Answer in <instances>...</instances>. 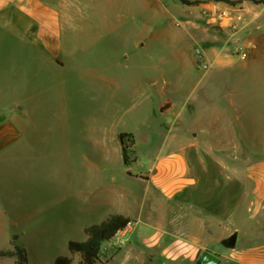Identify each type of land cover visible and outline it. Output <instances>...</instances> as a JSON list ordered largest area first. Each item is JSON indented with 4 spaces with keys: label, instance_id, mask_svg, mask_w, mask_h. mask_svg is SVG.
Instances as JSON below:
<instances>
[{
    "label": "rangeland",
    "instance_id": "374dc122",
    "mask_svg": "<svg viewBox=\"0 0 264 264\" xmlns=\"http://www.w3.org/2000/svg\"><path fill=\"white\" fill-rule=\"evenodd\" d=\"M190 1L200 4L39 0L58 29L52 53L27 36L15 9L0 15V122L16 109L12 142L0 154V250L15 238L27 264L60 256L79 264L67 244L85 241L83 229L99 221L87 212L91 188L109 186L142 205L122 238L102 244L97 264H194L205 252L240 264L257 228L247 173L264 163V5ZM222 11L237 29L213 21ZM218 55L227 64L212 65ZM206 91L249 92L248 144L224 142L206 156L198 145L186 149L182 136L197 131ZM211 99L231 110L227 98ZM120 135L132 138L127 164ZM185 211L222 225L191 236ZM235 231V250L217 246Z\"/></svg>",
    "mask_w": 264,
    "mask_h": 264
},
{
    "label": "crops",
    "instance_id": "0c3cea01",
    "mask_svg": "<svg viewBox=\"0 0 264 264\" xmlns=\"http://www.w3.org/2000/svg\"><path fill=\"white\" fill-rule=\"evenodd\" d=\"M14 9L16 18L26 20L29 25L27 36L32 37L41 49L52 53L56 47L53 36L58 31L54 14L46 9L39 0H0V15L6 13L7 10H12L11 14H13ZM210 59L212 65L215 66L227 64V59L220 55L215 59ZM212 97L227 98L231 103V110L213 106ZM204 101V105L199 106L197 131L189 128L185 136H182L183 144L188 146L186 149L191 148L192 145H198L204 150V156H206L210 151L220 153L225 149L222 147L223 145H220L224 142L227 145H235L238 143V139L244 138L245 143L248 144L251 114L249 92L239 94L238 91H230L219 94L214 91H206ZM14 107L13 105L8 109L11 111L9 120L5 119L0 122V154H4L7 146L12 142L10 137L14 128L13 118L16 121L14 115L16 109ZM172 139H180L179 134L173 135ZM218 145L219 147H217ZM247 176H249V198L247 199L249 213L257 228L253 229L251 234L249 233V250L240 254L236 259L240 264H264V163L250 167ZM185 183L188 187H193L195 184L191 180H185ZM141 205L140 203L137 204L135 199L120 198L109 186L91 188L87 212L95 214L99 220L96 224H100L111 215H122L129 218L132 223L131 216L140 214ZM184 213L182 224L191 236L195 233L206 234L205 228L207 226L218 227L222 225L215 217L202 220L193 213L187 214V211Z\"/></svg>",
    "mask_w": 264,
    "mask_h": 264
},
{
    "label": "trees",
    "instance_id": "16d2710c",
    "mask_svg": "<svg viewBox=\"0 0 264 264\" xmlns=\"http://www.w3.org/2000/svg\"><path fill=\"white\" fill-rule=\"evenodd\" d=\"M181 4L186 6H197L199 1L178 0ZM242 1L250 2L254 5H264V0H240L238 2H229V0H218L227 5L234 6ZM119 142L121 145V156L125 164L128 163L127 148L125 141L132 143V138L129 135H120ZM131 223L130 219L122 215H111L100 224L87 226L83 229L86 237L83 242L69 241L67 250L70 255H78L80 258L79 264H97L101 253V246L103 243L109 242L117 232L125 229ZM12 249L0 250V260L13 259L14 264H27V254L24 248L14 244ZM54 264H71V258L67 256L57 257Z\"/></svg>",
    "mask_w": 264,
    "mask_h": 264
},
{
    "label": "built area",
    "instance_id": "2783aa9c",
    "mask_svg": "<svg viewBox=\"0 0 264 264\" xmlns=\"http://www.w3.org/2000/svg\"><path fill=\"white\" fill-rule=\"evenodd\" d=\"M212 18H213V21L215 23H219V24L226 23L229 26H231L233 29H237V24H236L234 18L232 17V15L230 13H228L226 11L218 12V13L212 15ZM197 57H198V64H199L200 69H202L203 71H207L210 68L211 64H209L206 61V59L200 54L199 51H197ZM128 226L125 229L117 232V234L111 240H115L118 237L122 238L125 235V233L127 232Z\"/></svg>",
    "mask_w": 264,
    "mask_h": 264
},
{
    "label": "water",
    "instance_id": "95a60500",
    "mask_svg": "<svg viewBox=\"0 0 264 264\" xmlns=\"http://www.w3.org/2000/svg\"><path fill=\"white\" fill-rule=\"evenodd\" d=\"M238 233L235 231L227 238L222 239L217 246L226 251H233L236 248ZM194 264H222L219 257L211 253H203Z\"/></svg>",
    "mask_w": 264,
    "mask_h": 264
}]
</instances>
